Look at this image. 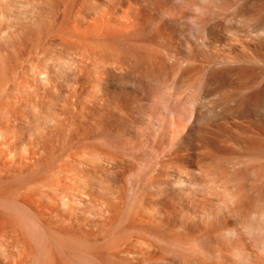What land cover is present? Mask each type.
Returning a JSON list of instances; mask_svg holds the SVG:
<instances>
[{"label":"bare ground","instance_id":"1","mask_svg":"<svg viewBox=\"0 0 264 264\" xmlns=\"http://www.w3.org/2000/svg\"><path fill=\"white\" fill-rule=\"evenodd\" d=\"M0 57V264H264V0H0Z\"/></svg>","mask_w":264,"mask_h":264},{"label":"rangeland","instance_id":"2","mask_svg":"<svg viewBox=\"0 0 264 264\" xmlns=\"http://www.w3.org/2000/svg\"><path fill=\"white\" fill-rule=\"evenodd\" d=\"M8 71H7V70ZM15 71V60L14 59H12V58H10V59H2V57H0V122H4V123H6L7 125H4V123H3V125L4 126H8L6 129H9V130H12L14 127V132H15V135L14 134H12V133H9V131L7 132V137H5V136H3V138H2V134L4 135V133L6 134V129H3V128H5L4 126H3V128L1 127L2 126V123H0L1 125H0V128H2V129H0V171L1 172H3V170H6V169H8V168H13L12 170L13 171H16L17 169H19V170H21V172L19 171V170H17V172L16 173H14L11 169H10V171L9 170H6V171H4V173L2 174V173H0V178L2 179H0V193L2 194V190H4L3 191V194H5V192H6V194H8V195H10V196H8V197H12L13 196V198H16V200L18 199V200H20L22 197H23V195L22 194H26L27 192H26V189L25 188H23L24 187V185H25V187H26V185L28 184V187H26V188H30V187H32L33 185H35L37 182H35V181H38L39 182V180L41 181L43 178L44 179H47V178H45L44 176H48L49 175V150H47V151H45L43 154L42 153H37V155L38 154H40L39 156H33V154L32 155H30V154H27V155H29V157H30V159L28 158V156L25 154V152L24 151H22L21 150V148L19 147V142H20V140H24V141H26L27 140V142L29 141V139H27L28 138V131H30L29 130V124H31L30 123V120H31V113H30V111H27L28 109H24L23 110V107H22V105H19L17 102H16V99H14L13 100V98H12V100L10 99L11 98V94H7L8 96L10 95V98L8 97V96H6L5 95V97H8L11 101V103L13 104V106H10V102H9V104H8V106H6L5 107V105L8 103V98H4V97H2V91L3 92H5V90H3V86H5L4 88L6 89V90H8L7 88H11V89H9V91H15L12 87H14V88H16L15 86H20L21 84L23 85V83L21 82L22 81V79H20L21 77L20 76H17V74H14V71ZM7 72V73H6ZM9 73V74H8ZM7 74V75H6ZM16 77L17 78H19V80H21L20 82H18L19 80L18 79H16ZM6 79L8 80V82H6V84H8V85H6L5 84V81H6ZM16 79V81L20 84H18V85H15V86H13L14 84H15V82H14V84H13V81ZM9 81H11V83L9 82ZM16 82V83H17ZM10 83V84H9ZM3 84H5V85H3ZM11 84H13L12 86H11ZM3 85V86H2ZM11 92V93H12ZM8 93H10V92H8ZM5 94V93H4ZM13 94H15L16 95V92L14 93H12V95ZM15 95H13V97L15 96ZM2 98H4V99H2ZM2 100L3 101H6V102H4L5 103V105L3 104V102H2ZM46 101L48 102L49 100L48 99H46ZM16 104H18V105H16ZM4 105V107H5V109H7V111L8 112H10V111H12V110H16V114L14 113L13 114V111L11 112V114L9 113V116L10 117H12V115H15V116H13L11 119H13L12 121H14L13 123L15 124V123H17V124H15V125H11V124H13L12 123V121L10 120V123H9V121L7 122V118L6 119H4L3 117V119L1 120V116L4 114L2 111L4 110V107H3V110H2V106ZM15 105L16 106H21V107H15ZM13 107V108H12ZM10 108H11V110H10ZM20 109V110H19ZM15 110H14V112H15ZM7 111H4V112H7ZM19 111V112H18ZM3 114H2V113ZM19 114V115H18ZM18 115V116H17ZM46 115L48 116V114H47V112H46ZM4 116H6V117H8L7 116V114H5ZM14 117H17L16 119L14 118ZM18 118H19V120H18ZM30 118V119H29ZM10 118H8V120H9ZM6 121V122H5ZM9 123V124H8ZM10 126H13L12 128L10 127ZM32 127H33V125H31ZM32 127H30V129L32 128ZM1 130H2V132H1ZM5 130V132L3 133V131ZM13 131V130H12ZM12 131H10V132H12ZM10 136V137H9ZM4 137H5V141H4ZM12 137L14 138V139H12ZM25 137V138H24ZM22 138V139H21ZM10 139H12V141L10 140ZM18 139V140H17ZM12 142V143H10V142ZM9 143V145H8V143ZM3 145V146H2ZM7 146V147H6ZM9 147V148H8ZM35 155V154H34ZM33 157H34V159H33ZM37 158V159H36ZM30 160L32 161V163L30 162ZM34 161H35V163H34ZM21 168V169H20ZM30 170H29V169ZM35 168H38L37 170H35ZM25 169H27V171L25 170ZM25 170V172H23ZM29 170V171H28ZM31 170H34L33 172V174H29L30 172H31ZM13 172V174H9L8 172ZM37 171V172H36ZM22 174H20V173ZM9 174V175H6V174ZM17 173H19V174H17ZM25 173V174H24ZM32 173V172H31ZM16 174L17 175H19V176H17L16 177ZM24 174V175H23ZM27 174H29V177L28 176H26ZM4 175H6V177H4ZM21 175V176H20ZM31 175H33L32 176V179H33V177H34V179L32 180L31 179ZM23 176H26L25 177V181L27 182L28 181V179H30L29 180V182H24L23 180H21L22 181V183L24 184V183H26V184H24L23 186H19V188H18V186H17V184L18 183H21V182H18L19 180L18 179H21V177H23ZM20 177V178H19ZM28 177V178H27ZM40 178V179H39ZM39 179V180H38ZM43 179V180H44ZM18 180V181H17ZM32 181H34V184H31V182ZM22 183H21V185H22ZM30 183V184H29ZM20 185V184H19ZM29 185H32V186H29ZM20 188L22 189V190H20ZM25 189V190H24ZM21 191V193H20V197H19V192ZM7 191H8V193H7ZM24 192V193H23ZM10 193V194H9ZM19 197V198H18ZM12 198V199H13ZM22 200H23V198H22ZM1 212V211H0ZM1 214V213H0ZM2 215V214H1ZM8 230H11V228L10 227H8L7 228Z\"/></svg>","mask_w":264,"mask_h":264}]
</instances>
